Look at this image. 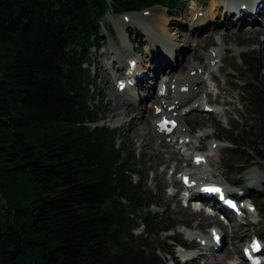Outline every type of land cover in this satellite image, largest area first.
I'll list each match as a JSON object with an SVG mask.
<instances>
[{"label": "trees", "instance_id": "16d2710c", "mask_svg": "<svg viewBox=\"0 0 264 264\" xmlns=\"http://www.w3.org/2000/svg\"><path fill=\"white\" fill-rule=\"evenodd\" d=\"M179 3L0 0V264L176 260L172 242H186L152 240L176 224L149 210L158 203L142 183L132 146L123 139L117 145L119 129L95 124L104 113L92 89V50L104 39L108 13L156 4L169 10ZM242 63L251 75L240 80L241 98L258 130L231 132L227 154L249 161L253 151L264 160V52L244 54ZM254 199L264 212V198ZM139 225L143 231L134 234Z\"/></svg>", "mask_w": 264, "mask_h": 264}, {"label": "rangeland", "instance_id": "374dc122", "mask_svg": "<svg viewBox=\"0 0 264 264\" xmlns=\"http://www.w3.org/2000/svg\"><path fill=\"white\" fill-rule=\"evenodd\" d=\"M180 1L181 3L176 8L169 10L167 7H162L164 9L162 10L159 5H152L137 12L108 13L105 16L104 26L101 28V34L104 39L100 42V47L97 50H92L93 54L94 52L96 53L94 55L96 62L94 70L96 71L93 74L95 80L92 89L95 92V104L104 113L102 119L95 124L99 126L106 125L121 131L123 138L121 135L116 137L117 145L121 144L123 139L132 146L133 154L141 162L142 180L144 179L142 183L153 192L154 202L158 203L156 206L152 205L149 210L161 216H168L175 222L176 226L174 229L153 235L152 240L154 242H159L168 236H176L188 244V242H191L188 239L191 235L199 236V238H208V230L211 227H215V225L223 227L216 215L207 217L205 210L204 214L203 212L191 210L182 202H179L176 195L178 191L183 190L179 174L182 172L191 174L192 154H197L195 152L200 149L202 154L209 153V148L211 149L212 145L214 148L210 151H213L214 155L208 158V162L203 169H196V172L191 174V177L195 178L196 175L202 174L204 176L209 174L208 179L226 183L229 189L234 188L236 184V187L246 193L248 200L250 198L255 203L257 210L249 212L247 217L240 221H228V226L224 227L223 232H226V234H223L225 244L223 250H228V255L218 251L213 256L214 253L210 252L211 247L192 241V247H196L191 251H186L187 255L191 257L189 256L188 260L183 263L243 264L240 262V247L248 240L249 235L253 232L258 233L264 239V228L262 227L264 225V212L260 202L254 200L256 195L259 196V199L264 198V160H260L253 151L250 152L252 159L249 161L231 160V155L227 154V152L233 146L227 141V136L231 132L235 134H240L243 130L247 132L251 127L253 129L250 134L248 133L249 135L255 134L258 130V122L251 112V107L245 106L242 101L240 80L245 81L251 75L246 71L247 67L242 63L244 54L256 56L264 52V16H258L260 23L257 25L246 23L244 16L240 18L242 21H234L233 18L235 16L233 15L227 20H232L237 25H220L223 11L219 9L223 7L222 0L219 1L221 4L218 2L219 7L215 6V8L211 7L210 0ZM147 10L151 12L152 10L153 12L161 11L170 19L167 24L168 29L165 31L166 38L175 43L176 48L188 50L185 53L187 55L186 59H184L183 53H180L177 49L170 52L171 54L174 52L178 53L174 60L169 62L171 63V71L167 73L168 75H163V77H161L162 72L159 74L151 90L152 93L156 91L158 93L160 83L170 78L171 75L169 73H179L180 69L186 71V65L192 61L199 62L202 66L204 64L207 66V54L209 52L212 55L216 54L215 63L208 66L206 70L198 72V76L206 82L205 90L201 93L203 97L201 101L203 104L208 105L209 103L211 106H208L212 110H202V106V108H199L201 109L200 111L193 110L181 113L183 104H179L176 108V114L177 112L179 113L176 116L175 114L172 115V118L176 117L177 120H181L187 126L188 137L186 139L188 138L189 141L184 142V144L177 143V137L180 135V126L178 124L176 126V120L175 128L169 134H163L154 130V123L157 122V118H153L150 128L151 132H148L150 126L147 127V123L143 124V121L145 117L150 120L152 107H156L154 99H147L143 103L137 102L136 104L142 108L140 113L135 111L136 113L127 114V112L120 109L114 99V90H116V80L120 77L122 68L117 71L115 62L108 68L104 66L106 62H112V57L120 58L122 61L118 63L124 66L126 61L123 56L124 48H127L131 55H137L146 62V51L149 47H153L151 43L153 37L142 27V24L136 21L131 23V20L135 17L134 15L137 14L138 16ZM211 15L213 16L211 17ZM197 17H201L200 22L199 20L193 21ZM150 21L151 24L154 23L153 20ZM143 22L145 25L150 24L149 21ZM109 26L112 31H110ZM147 26L149 27V25ZM149 28L150 30L152 29L151 26ZM255 29L258 30L254 31ZM153 30L155 31L154 28ZM179 32L183 33L180 37ZM186 35L194 36L192 39H185ZM128 40L131 41V47L126 44ZM165 46V43H163L160 47L162 54L165 53L163 50ZM165 48L167 49V47ZM115 52L117 54H114ZM160 55L158 52L153 53L148 58V64L151 65L153 59ZM215 64L216 66H214ZM150 81L153 84V81ZM168 83L170 84V81L166 84L168 85ZM142 92L144 91L142 90ZM159 95H161L160 92ZM132 96L131 94L129 97L131 98ZM167 97V95L161 96L164 101L168 99ZM158 100L161 99L157 97V102ZM153 112L155 114V109ZM142 127L147 128L143 129ZM184 129L186 128L183 127ZM178 131L179 133H177ZM180 140H183V138H180ZM214 145H217V147ZM172 151L175 155H172ZM238 168L242 169L239 170ZM252 169H257V172L262 175L261 180L251 181L248 179ZM132 180L139 182L140 177L132 175ZM182 225L190 229H183ZM132 231L134 234H139L143 231V226L139 225ZM229 238L232 240V244L229 243ZM168 242L170 243L171 241ZM171 250L173 255H180L177 249L171 247ZM193 255H196V257ZM165 257V262L172 264L171 256L165 255ZM179 258L186 259L182 256Z\"/></svg>", "mask_w": 264, "mask_h": 264}, {"label": "bare ground", "instance_id": "6f19581e", "mask_svg": "<svg viewBox=\"0 0 264 264\" xmlns=\"http://www.w3.org/2000/svg\"><path fill=\"white\" fill-rule=\"evenodd\" d=\"M219 1L220 0H210L211 7L212 8H215V6L219 7V3L221 4V2H219ZM222 1H223L222 2L223 7L219 9V10L223 11L222 18L220 20V22H221L220 25L235 24L232 22V20H227V18H231L232 15L235 16L233 18L234 21H242V20H240V18L242 16H244L246 23H249L250 25H257L260 23L258 16H261V15L264 16V0H236L234 5L228 4L226 0H222ZM228 5H230V6H228ZM242 5H244L246 7L245 11H243L241 9ZM193 6H195V5H193ZM195 8H197V7H195ZM161 9L164 10L162 7H161ZM134 16L135 17L132 18L131 23L136 21L137 23L142 24V27L147 32H149L153 37L152 38L153 40H151L153 47L152 48L149 47L147 51L145 50L146 54H147L146 55V58H147L146 62L143 61L137 55H131L129 50H127V48H124L123 56L126 58L124 66L121 65V63H118L119 61H122V60L120 58H117V57H112V62H106L104 64V66L106 68H108L109 66H112V63L115 62L117 65V71L121 70V68H122V73H121L120 77L117 78L118 80H116V90H114V95H115L114 99L116 101V105H118L119 108L122 109L123 111L127 112V114L133 113L135 111L137 113H140V112H142V108L140 107V105L138 106L136 103L137 102L143 103V102H145V100L150 99V98L154 99L155 103H156V107H152V109L153 110L155 109V114L152 110V112H150V117L152 119L149 117L150 118V120H149L148 118L145 117L144 118L145 120L143 121V124L147 123L146 124L147 127L150 126L148 128V132L149 133L151 132L150 128H151V123L153 121V118H157V122L154 123V130H157L158 132L163 133V134H166V133L160 131L161 126L159 125V122L164 119L165 122L162 126H163V131H166V130L170 129V126L175 124V120H176L177 121L176 126H178V125L180 126V128H179L180 135L177 137V143L179 142V138H183V140L180 141L179 143L184 144V142L189 141L188 139H186V137H188L187 126L185 124H183L181 122V120H179V119L177 120L176 117L172 118V115L175 114V116H176L179 113V112H177V114H176V110H177L176 108L179 106V104H183L182 105V108H183L191 100H193L192 104H194V105L192 106L191 110H189L187 112H190L193 110L200 111V110H198L199 109L198 105L202 104L201 100H203V97H202L201 93L205 90V87H206L205 83L206 82H205V80L200 78V76H198V72H202V70H204V69L206 70L208 68V66H211L212 64H214L215 63L214 59L216 58V54L212 55L211 52H209L207 54V59H208L207 66L205 64L202 66L201 64H199V62H193L192 61L191 63L186 65V71L183 70L184 71L183 72L180 69L179 73H177V72H174L171 74L169 73V75H171L170 78L165 79L163 83H160L158 93H157V91L152 93L151 90L153 89L154 82H155L156 78L159 76V74L162 72L161 77H163V75H165V74L168 75L167 73L169 71H171V66H170L171 63H169V62H172L174 60V58L178 55V53L174 52L173 54H171L170 52L174 49H177L178 51H180V53H183L184 59H186L187 55L185 53H187L188 50L176 48L175 43H172V41L169 38H166L165 31L168 29L167 24H168L170 19H168L161 11L157 10V11L153 12V10H152V12H151V11L147 10L138 16H137V14ZM147 16L152 17V18L150 19ZM212 16L213 15H211V17ZM123 19H126V18H123ZM150 20H153L154 23L151 24ZM196 20H199V22H200L201 17H197V18L193 19V21H196ZM143 21H149L150 24H147V25H149V27L151 26L152 29L154 28L155 31L154 30L152 31V29L150 30V28L147 25H145ZM194 23H197V22H194ZM235 25H237V24H235ZM256 30H258V29H255L254 31H256ZM178 34L180 37V36H182L183 33L179 32ZM193 36L194 35H186L185 39H192ZM172 39L174 40V38H172ZM157 43H158V45H157ZM163 43H165V45H166L165 47H167V49L165 47H163V50L165 53L162 54L160 47ZM126 44L128 47H131V41L130 40L126 41ZM155 52H158L161 55L157 56L156 59H153V62H151V65H150L147 62L148 58L151 57L153 55V53H155ZM114 54H117V52H115ZM214 66H216V64ZM209 74H211V73H209ZM112 75H114V74H112ZM150 80L153 81V84H151ZM168 81H170V84L168 83V85H167L166 83ZM131 82H132V84H131ZM142 90L144 92L141 93ZM159 92L161 95H159ZM205 93H206V91H205ZM131 94L133 96L130 98L129 96ZM162 95H165V96L167 95L168 99L166 101L162 100V98H161ZM157 97H159L161 99V100H158V102H157ZM147 110L149 111V109H147ZM147 127H145V128L142 127V128L146 129ZM183 127H185L186 129L183 130ZM179 131H178V133H179ZM142 132H144V131H142ZM201 133H203V132H201ZM201 133H200V135H201ZM165 145H167V144L165 143ZM214 146L217 147V145H214ZM213 148L214 147L211 145V150H213ZM172 155H175L173 153V151H172ZM210 156H212V155H210V154L207 155V158H206L205 162H203L201 167H205V165L208 162V158ZM249 174H250V176L248 177L249 180H251V181L261 180L262 175L257 172V169H254V170L252 169ZM197 176L198 175H196L195 178H193V177H191V175H189L188 179L187 178L186 179H187V181L188 180L191 181L192 179H194V181H195ZM180 177H182V174ZM198 178L204 179V183H206L208 181V182H212L216 185H219L222 188L221 191L224 193L230 192V189L227 187V185L225 183H223L221 181H217L215 179H208L209 174H206L204 176L202 174H200V176ZM199 212H203V211H199ZM216 223H217V221H216ZM216 226H218L219 228H223V227H220L219 225H216ZM234 232L236 233V231H234ZM223 234H226V232L222 233L221 247L219 250L216 249L217 245L214 246V242L212 241V237L210 238L211 241H209V239L207 237H200L201 244L203 246L211 247V249H210L211 251L214 248L213 256H215V253H217L218 251H222L225 255H228L229 251L223 250V248L225 247ZM197 238H199V236H197ZM235 253H237V252H235ZM180 254L183 258H188L190 256V255L188 256L187 252L185 250H182V249L180 250Z\"/></svg>", "mask_w": 264, "mask_h": 264}, {"label": "snow or ice", "instance_id": "6c2138e0", "mask_svg": "<svg viewBox=\"0 0 264 264\" xmlns=\"http://www.w3.org/2000/svg\"><path fill=\"white\" fill-rule=\"evenodd\" d=\"M214 191H219V189H214Z\"/></svg>", "mask_w": 264, "mask_h": 264}]
</instances>
